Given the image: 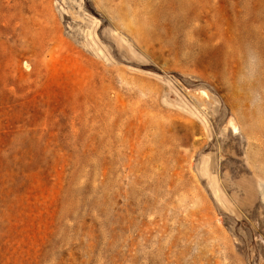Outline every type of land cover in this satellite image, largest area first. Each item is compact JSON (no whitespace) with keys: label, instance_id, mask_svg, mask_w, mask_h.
<instances>
[{"label":"rangeland","instance_id":"1","mask_svg":"<svg viewBox=\"0 0 264 264\" xmlns=\"http://www.w3.org/2000/svg\"><path fill=\"white\" fill-rule=\"evenodd\" d=\"M0 264H264V0H0Z\"/></svg>","mask_w":264,"mask_h":264}]
</instances>
